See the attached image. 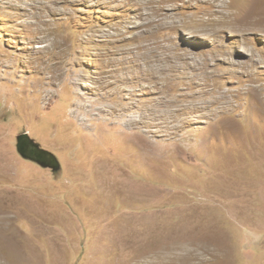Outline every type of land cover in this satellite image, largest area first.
I'll list each match as a JSON object with an SVG mask.
<instances>
[{
    "label": "rangeland",
    "instance_id": "rangeland-1",
    "mask_svg": "<svg viewBox=\"0 0 264 264\" xmlns=\"http://www.w3.org/2000/svg\"><path fill=\"white\" fill-rule=\"evenodd\" d=\"M0 220V264H264V0H0Z\"/></svg>",
    "mask_w": 264,
    "mask_h": 264
},
{
    "label": "water",
    "instance_id": "water-1",
    "mask_svg": "<svg viewBox=\"0 0 264 264\" xmlns=\"http://www.w3.org/2000/svg\"><path fill=\"white\" fill-rule=\"evenodd\" d=\"M16 148L17 151L26 158L32 159L42 165L50 166V167H58L59 163L55 156L45 148L37 145L35 141H33L27 132H23L16 137ZM33 147L29 149V147Z\"/></svg>",
    "mask_w": 264,
    "mask_h": 264
},
{
    "label": "bare ground",
    "instance_id": "bare-ground-1",
    "mask_svg": "<svg viewBox=\"0 0 264 264\" xmlns=\"http://www.w3.org/2000/svg\"><path fill=\"white\" fill-rule=\"evenodd\" d=\"M252 4H254V3L252 2ZM258 5H259V4H258ZM255 11H256V10H255ZM255 11H254V12H255ZM50 59H51V58H50ZM0 221H1V220H0ZM14 245H15V244H14Z\"/></svg>",
    "mask_w": 264,
    "mask_h": 264
},
{
    "label": "flooded vegetation",
    "instance_id": "flooded-vegetation-1",
    "mask_svg": "<svg viewBox=\"0 0 264 264\" xmlns=\"http://www.w3.org/2000/svg\"><path fill=\"white\" fill-rule=\"evenodd\" d=\"M31 148H33V147L30 146L29 149H31Z\"/></svg>",
    "mask_w": 264,
    "mask_h": 264
}]
</instances>
